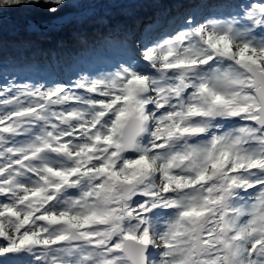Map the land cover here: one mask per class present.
I'll use <instances>...</instances> for the list:
<instances>
[{
    "label": "snow or ice",
    "instance_id": "obj_1",
    "mask_svg": "<svg viewBox=\"0 0 264 264\" xmlns=\"http://www.w3.org/2000/svg\"><path fill=\"white\" fill-rule=\"evenodd\" d=\"M203 2L140 59L0 87V264H264V0Z\"/></svg>",
    "mask_w": 264,
    "mask_h": 264
},
{
    "label": "trees",
    "instance_id": "obj_2",
    "mask_svg": "<svg viewBox=\"0 0 264 264\" xmlns=\"http://www.w3.org/2000/svg\"><path fill=\"white\" fill-rule=\"evenodd\" d=\"M92 2L73 0L69 8L56 16L49 15L44 7H13L0 12V81L49 85L61 82L55 78L57 64L85 65L88 58L100 55L107 59L114 53L105 43L106 36L133 44L142 41V35L149 29H153L151 34L157 38L162 37L168 23L171 30H178L183 27L182 19L194 16L196 9V20L217 12L203 0H148L135 3V7L111 6L103 15L96 12L82 19L67 20L70 14L87 9ZM29 21L36 24L30 25ZM123 47L124 52H115L120 61L132 54H127V47ZM35 75L39 76L33 81L31 77Z\"/></svg>",
    "mask_w": 264,
    "mask_h": 264
},
{
    "label": "rangeland",
    "instance_id": "obj_3",
    "mask_svg": "<svg viewBox=\"0 0 264 264\" xmlns=\"http://www.w3.org/2000/svg\"><path fill=\"white\" fill-rule=\"evenodd\" d=\"M145 1H148V0H94V2L91 3V6H89L87 9L73 13V14H70L68 16L67 20H71V19H75V18L76 19H82V18H85L87 16L93 15L96 12L103 15L104 11L109 10V8H111V6L124 5V7H127L129 4H134L133 7H135L136 6L135 3H137V5H138L140 3H144ZM226 11H228V10L227 9H221L220 10V12H226ZM217 12H218V10H217ZM197 14H198V9L195 10L194 16H196ZM209 14H210V12H209ZM209 14H206L203 16L200 14V17L202 16V19L198 18L197 21H199V20L202 21ZM197 17H199V15ZM167 25L168 26L166 27V29L168 32L165 31V33L162 37L160 36L157 38V36H154L153 34H151L153 32V29L152 30L149 29V31H146L142 35L143 37H141V40L142 41L146 40V43L150 44L156 40L164 38L167 35L174 34L175 31L170 29L171 27L169 26V23ZM105 40H106L105 43L108 45V49H110L112 52H114L109 58L106 59L104 56L100 58V55H97L95 57L88 58V60H87L88 64H87V62L85 65H80L79 63H76L73 65L70 64L68 67L59 63L55 66V71L57 72V75H55V78L61 82L62 81H69V80L75 81L78 77V74H88L90 76H96L100 73L111 71V70H113L114 66H116L120 62V60L115 58V57L119 56V55H115L116 54L115 52H117V50L119 51V53L124 52L123 46L127 47V49H126L127 54L135 53L136 58L140 57V54L136 53V52H139V49L131 47L132 43L129 44L127 40H123L121 42H119V41L116 42V41H114V38L110 37V36H106ZM132 42H133V40H132ZM129 49H130V51H129ZM152 71H154V70H152ZM38 76L39 75H35V76L31 77V79H33V81H36L34 79H37ZM7 80H5V81H7ZM22 80H23V78H22ZM4 83H6V82L0 81V87H2ZM23 83H26V82H23ZM33 83L35 84L36 82H33ZM29 84H31V83H29ZM36 84H39V83H36ZM47 85H49V84H47ZM249 191H252V190H249ZM0 199H2V198H0Z\"/></svg>",
    "mask_w": 264,
    "mask_h": 264
},
{
    "label": "water",
    "instance_id": "obj_4",
    "mask_svg": "<svg viewBox=\"0 0 264 264\" xmlns=\"http://www.w3.org/2000/svg\"><path fill=\"white\" fill-rule=\"evenodd\" d=\"M28 24H30V25H35V24H36V21H33V22L29 21Z\"/></svg>",
    "mask_w": 264,
    "mask_h": 264
},
{
    "label": "bare ground",
    "instance_id": "obj_5",
    "mask_svg": "<svg viewBox=\"0 0 264 264\" xmlns=\"http://www.w3.org/2000/svg\"><path fill=\"white\" fill-rule=\"evenodd\" d=\"M168 32V31H167Z\"/></svg>",
    "mask_w": 264,
    "mask_h": 264
}]
</instances>
